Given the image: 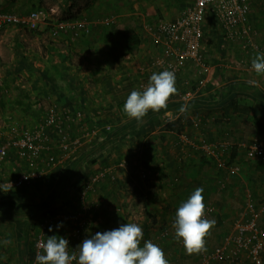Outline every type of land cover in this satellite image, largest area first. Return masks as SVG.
<instances>
[{
    "label": "crops",
    "instance_id": "crops-1",
    "mask_svg": "<svg viewBox=\"0 0 264 264\" xmlns=\"http://www.w3.org/2000/svg\"><path fill=\"white\" fill-rule=\"evenodd\" d=\"M55 2L56 10L63 16L61 18L85 17L91 22L92 29L89 33L59 32L55 43L47 41L40 46V53L38 50L29 52L25 65L15 73L16 79L9 89L14 91L15 98L8 101L2 113L20 116L18 111L25 109L28 111L25 118L37 119L42 107L56 105L60 110H81L84 113L83 120L71 125L73 135L85 129L100 131L73 159L50 169L42 179L24 188L9 186L5 191L0 189V264H30L39 219L46 214L74 212L80 202L78 188L74 196L72 190L79 187L92 172L103 167H111L112 174L102 179L95 192L89 195L90 228L72 245L76 242L80 244L96 232L105 231L103 221L96 223L102 209L117 212L116 208L133 203V195L127 191V186L131 184L135 186L133 191L137 189L138 197L146 208L142 222L148 232L144 233L141 245L144 240H151L161 246L169 264H187L179 256L184 258L191 253L184 244L177 243L175 232L160 243L153 238L162 229L171 226L178 206L196 188H203L205 206L213 207L212 211H205V218L215 220V226L206 236L208 245L210 239H216L214 245H217L229 234L233 220L240 217L248 197L257 207L264 204V161L248 160L244 152L236 147L238 143L251 141L264 146V75H258L246 67L251 64L257 51L246 49L239 43L223 41L213 17L208 15L203 48L210 71L207 75L196 76L195 65L188 62L176 75L178 92L169 97L167 108L159 112L149 110L142 122H137L126 114L122 116L120 109L123 110L130 92L138 90L139 79L149 80L153 72H159L150 63L156 54L160 56L163 53L146 26L157 19L176 18L193 0ZM248 2V19L255 29L253 38L264 50V0ZM38 3H42V0H38ZM108 16L113 20L109 25H104L101 21ZM130 31L137 40L128 49L126 34ZM33 47L30 44V49ZM241 60L243 65L235 66L234 63ZM17 69L14 67V70ZM17 76L23 79V86ZM203 77L205 81L200 95L189 102L181 101L179 95L196 88ZM238 97L253 102L249 109L233 107L232 101ZM184 104L188 105V111L181 113L178 110ZM166 112L171 115H165ZM195 117L201 119L198 128L191 124L190 118ZM107 124L111 125L110 130L103 129ZM13 126L19 129L24 125L17 117L3 116L0 119V140L9 137L14 131ZM184 133L190 139L202 136L211 141H227L230 145L225 155L233 157L230 159L238 163L240 172L228 176L201 149L183 143L180 136ZM50 137L55 138V134L52 132ZM240 158L244 161H240ZM120 161L126 162L123 168L118 166ZM25 168V158L16 149H11L1 166L0 184L13 179ZM142 168L147 170L145 179L140 176ZM61 173L66 179L54 185V188H64L67 192L65 196L58 197L55 196L57 193L52 194L53 188L48 183H52ZM77 179L82 180L80 185ZM219 181L224 182V187H220ZM47 187L51 190L45 195V203L41 199L34 200ZM124 193L130 199L125 200ZM110 202L114 207L108 205ZM46 208L55 211L48 213ZM37 217L39 219L33 225ZM258 222L264 230V215L258 217ZM58 223L63 226L56 228ZM51 227L53 230H48L49 237L56 234L65 238L73 225L63 219ZM193 253L198 259L194 264H199L198 253ZM241 255L239 264L246 261L251 264L245 251Z\"/></svg>",
    "mask_w": 264,
    "mask_h": 264
},
{
    "label": "built area",
    "instance_id": "built-area-1",
    "mask_svg": "<svg viewBox=\"0 0 264 264\" xmlns=\"http://www.w3.org/2000/svg\"><path fill=\"white\" fill-rule=\"evenodd\" d=\"M250 5L248 0H193V2L181 10L174 19H157L153 24L147 25L146 30L153 35V41L160 46L163 53L151 60V65L157 67L159 72L167 69L174 71L175 75L186 67L188 62L195 65V75L204 76L210 71V65L204 51V27L207 16L213 17L220 38L226 43H239L241 46L250 48L257 53H264L255 42V29L248 19ZM47 18L43 9H32L24 14H16L9 11H0V29L8 25H19L29 30L36 29L39 24H44ZM111 19H103L104 25H109ZM92 29L91 22L86 18H65L59 21L52 28V35L59 32L71 31L89 33ZM235 66L243 65L242 60L234 63ZM251 69V64L246 66ZM206 77V76H205ZM196 88L189 89L179 95L184 102L191 101L195 96L200 95L204 78ZM147 79H139L138 90H142L148 83ZM85 117L81 110H60L56 105H50L44 118L34 129L14 128L8 138L0 140V177L1 166L6 160L11 149H16L25 158L26 168L13 179L0 184V189L5 191L12 186L20 188L28 186L34 181L45 177L50 169L71 160L82 149L87 140L96 136L100 129H85L78 135H73L71 125L80 122ZM201 119H191L192 127L198 128ZM103 129L110 130L111 125L103 126ZM50 131L55 134V141L51 140ZM183 135V136H182ZM180 136L183 143L199 148L202 152L213 159L218 169H222L228 176L237 175L240 172L238 163L231 160L225 151L229 149V143L224 140L211 141L200 136L199 139H190L187 133ZM236 147L244 152L248 160L264 161V146L257 141L241 142ZM207 156V157H208ZM208 157V158H209ZM125 161H120L119 167L125 166ZM111 173V167L96 172L85 180L78 188V199L80 206L71 214L56 212L48 214L39 219L34 236L33 255L30 264H35V256L42 253V243L46 242L49 227L55 222L67 219L73 225L69 235L65 238L69 242V251H73L79 244L75 245L83 232H86L91 225L88 215L90 206L88 198L94 193L99 182ZM147 170L142 168L140 176L145 179ZM220 187L224 182L219 181ZM249 193L247 194V196ZM120 207L116 208L119 212ZM211 205L205 206V211H212ZM264 215V204L260 207L252 198L248 197L240 217L235 218L231 225L229 234L225 235L221 242L210 247L205 237V248L197 252L199 264H239L241 254L245 251L246 257L251 264H264V230L260 227L258 217ZM174 221V220H173ZM171 226L162 229L153 239L160 243L175 232ZM177 243L183 244L177 240ZM72 248V249H71ZM75 264V262H73Z\"/></svg>",
    "mask_w": 264,
    "mask_h": 264
},
{
    "label": "clouds",
    "instance_id": "clouds-1",
    "mask_svg": "<svg viewBox=\"0 0 264 264\" xmlns=\"http://www.w3.org/2000/svg\"><path fill=\"white\" fill-rule=\"evenodd\" d=\"M251 68L256 74L264 75V53L256 54L251 61ZM177 92L174 71L165 69L153 72L142 90L130 92L123 110L129 118L142 122L149 110L159 112L166 109L169 97ZM178 111L187 112L188 105H182ZM165 115L171 113L166 112ZM203 191L202 187L196 188L175 212V238L183 242L189 253L204 250L205 237L215 226L214 219L205 218ZM62 226V223H58L56 228ZM48 230L51 232L53 229L50 226ZM143 236V228L139 223L126 222L117 228L96 232L83 239L70 252L68 240L54 234L42 243V253L35 256V264H169L159 244L144 240L141 245Z\"/></svg>",
    "mask_w": 264,
    "mask_h": 264
},
{
    "label": "rangeland",
    "instance_id": "rangeland-1",
    "mask_svg": "<svg viewBox=\"0 0 264 264\" xmlns=\"http://www.w3.org/2000/svg\"><path fill=\"white\" fill-rule=\"evenodd\" d=\"M56 2L55 0H42V3H38V0H0V11H9V12L16 13V14H24V13H27L31 9L37 8V9H43L47 15V18L44 24H39L36 29L29 30L19 25H8L0 29V119H3V116L4 118L8 116L17 117L22 121L24 125L22 127L25 129L32 130L36 128L37 125H39V123L44 118L45 113L48 109L46 104H45L46 107H42L39 110V116L37 117V119L25 118L24 115L28 113V111L25 109H20L18 111L21 114L20 116L18 114H13V113H8V112L5 113L4 115L2 113V108H4V106L8 103V101L10 102L12 98H15V96H13L14 91L13 90L10 91L9 89L10 87L11 88L13 87L12 83L14 82V79H16L15 73L19 71L20 69H22V66L25 65V58H27V54L35 50H38L39 52L40 46L42 47L43 44L47 41L55 43V40L57 39L58 35H52V28L54 25H56L59 21L63 19L61 18L63 17L61 16V12H58L55 8V6H57ZM68 18H72V17H68ZM111 18H112L111 16H108L103 19L105 20V19H111ZM154 22H156V20L153 22H149L147 25L153 24ZM30 44L34 45L33 49L32 48L30 49ZM157 55L158 54H156V56ZM14 67H18V69L14 70ZM10 71H12V74ZM17 78L20 79V83H22L21 85L23 86L24 84L23 79L20 76H17ZM17 87H20V86H17ZM22 98H24V96H22ZM23 103L25 102L23 101ZM35 109L37 108H33V110ZM51 135L52 133L50 131V136ZM51 139L52 141H55V138H51ZM89 141L91 140L90 139L87 140L85 144L88 143ZM229 158H233V157L229 155ZM240 161H244V160L240 158ZM13 176L14 175H11V177ZM64 179H65V176L64 174L61 173V175L57 176L56 179H54L52 183H48V185L51 186V189L53 188L52 194L57 193L55 196L63 197L66 195L67 190H65L64 188H61L58 190H56L57 188H54V185H58L59 183L64 182ZM81 181H79L78 185H80ZM77 188L79 187L77 186L76 188L72 190L71 192L72 196L76 194ZM133 188H135V186L131 184L127 186V191L131 192V195H133V198H131V199H134L132 204H126V206L124 207L120 206L121 207L120 212H112V209L107 210L106 208L103 211L102 209L101 217H100L101 220L97 218L96 223L98 221L101 224L103 221L104 222L103 228L105 231L117 228L119 227L120 224H124L126 222H136L142 226L144 233L148 232V229H145L146 226L142 222V219H143L142 217L143 215L145 216V213H146L144 209L146 208L143 207V202L141 201L140 197H138L137 189L136 191H133ZM51 189L50 187L45 188L43 190L44 193L42 195H38L39 197L37 196V199L34 198V200L38 201L39 199H41V201L45 203L46 201L45 195H48V192ZM123 198L125 200L130 199L129 196L125 193L123 194ZM108 205L111 207L112 206L114 207L112 202H110ZM53 211H55V209H52V210L51 208L47 209L48 213H52ZM38 219L39 217L33 220V222L35 223V224L33 223V225H36V222ZM215 242H216V239H213V241L210 239L209 246L210 247L213 246ZM174 246H176L177 249H179L178 245L175 244ZM192 253L190 256L185 255L184 258L182 256H179V258L181 259V261L183 260L187 264H194L196 263L198 259H197L196 254L194 253L192 254ZM245 264H248V261H246Z\"/></svg>",
    "mask_w": 264,
    "mask_h": 264
},
{
    "label": "trees",
    "instance_id": "trees-1",
    "mask_svg": "<svg viewBox=\"0 0 264 264\" xmlns=\"http://www.w3.org/2000/svg\"><path fill=\"white\" fill-rule=\"evenodd\" d=\"M136 40H137V37H136V35L134 34V33H132L131 31L130 32H128L127 34H126V46H127V48L128 49H131V47H133L134 46V44L136 43ZM252 103L253 102H250V101H248V100H246V99H244V98H236L235 100H233L232 101V104H233V107L235 108V109H249V107L252 105ZM120 113L122 114V116H125V112L123 111V110H121L120 109ZM105 167H103V168H101V169H99V170H97V171H95V172H93L92 174H90V176H92L93 174H95L96 172H98V171H100V170H102V169H104ZM69 176V175H68ZM89 176V177H90ZM66 179V178H65ZM88 179V178H87ZM86 179V180H87ZM24 187H26V186H23V187H20V188H24Z\"/></svg>",
    "mask_w": 264,
    "mask_h": 264
}]
</instances>
